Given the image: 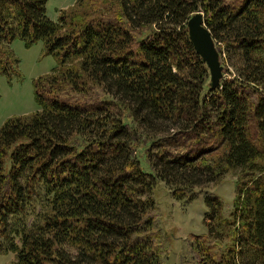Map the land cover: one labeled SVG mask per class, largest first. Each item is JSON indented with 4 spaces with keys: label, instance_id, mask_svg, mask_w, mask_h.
<instances>
[{
    "label": "trees",
    "instance_id": "obj_1",
    "mask_svg": "<svg viewBox=\"0 0 264 264\" xmlns=\"http://www.w3.org/2000/svg\"><path fill=\"white\" fill-rule=\"evenodd\" d=\"M46 3L0 0V73L16 37L57 60L33 80L38 109L0 127L10 264H168L155 182L190 202L229 169L230 206L202 192L206 230L186 264H264V0H76L57 21ZM197 11L223 66L216 88L188 37Z\"/></svg>",
    "mask_w": 264,
    "mask_h": 264
},
{
    "label": "rangeland",
    "instance_id": "obj_2",
    "mask_svg": "<svg viewBox=\"0 0 264 264\" xmlns=\"http://www.w3.org/2000/svg\"><path fill=\"white\" fill-rule=\"evenodd\" d=\"M76 0H47L46 15L57 21L59 10L70 7ZM7 47V45H5ZM11 54L10 78L0 73V127L12 116L32 113L38 109L34 96L33 80L51 72L57 66L52 55L43 56V43L38 41L30 47L16 37L7 48ZM9 50V51H8ZM13 60H17L15 63ZM221 61V59H220ZM233 71V70H231ZM136 154L144 163V149L139 147ZM147 168V165H146ZM238 171L229 169L216 182L201 189V193L187 202L174 199L163 182L156 181L153 189L155 218L161 235L162 256L168 264H186L191 258L189 240L194 234L205 232L203 211L206 209L203 191L220 194L229 208ZM15 260L12 252H0V264H10Z\"/></svg>",
    "mask_w": 264,
    "mask_h": 264
},
{
    "label": "water",
    "instance_id": "obj_3",
    "mask_svg": "<svg viewBox=\"0 0 264 264\" xmlns=\"http://www.w3.org/2000/svg\"><path fill=\"white\" fill-rule=\"evenodd\" d=\"M188 37L196 53L206 64L210 74V86L216 88L223 78V66L216 43L204 21V14L197 11L192 14L186 23Z\"/></svg>",
    "mask_w": 264,
    "mask_h": 264
}]
</instances>
